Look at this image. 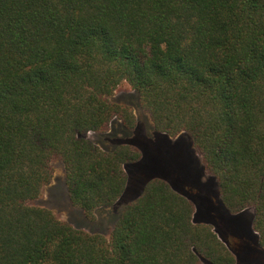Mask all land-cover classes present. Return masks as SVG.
<instances>
[{"label": "trees", "instance_id": "1", "mask_svg": "<svg viewBox=\"0 0 264 264\" xmlns=\"http://www.w3.org/2000/svg\"><path fill=\"white\" fill-rule=\"evenodd\" d=\"M124 82L162 137H192L225 211L254 209L264 255V0H0V264L239 263L164 177L111 211L143 157L133 106L110 99ZM56 159L109 237L32 204Z\"/></svg>", "mask_w": 264, "mask_h": 264}, {"label": "rangeland", "instance_id": "2", "mask_svg": "<svg viewBox=\"0 0 264 264\" xmlns=\"http://www.w3.org/2000/svg\"><path fill=\"white\" fill-rule=\"evenodd\" d=\"M138 97V92L127 82L119 85L110 97L114 102L133 106L139 123L132 131L131 140L135 142L133 144L140 145L143 152V157L135 165L126 166L129 185L126 194L111 211L115 214L125 202L137 196L148 179L164 177L174 188L193 199L195 220L210 221L219 235L239 254L238 264H264V255L260 254L258 246V233L253 225L254 209L250 207L237 214L225 211L216 178L204 169L202 157L196 151L192 137L185 132L176 137H162L154 129L148 112L140 106ZM149 125L151 132L148 135ZM107 134L118 138L127 135L118 118L114 119ZM87 136L97 143H100L102 137L95 132H89ZM157 138L161 140H155ZM53 168L52 182L44 187L41 196L33 200L32 204L50 208L61 220L86 231H100L109 237L114 225L110 210L99 214L94 221L87 219L84 211L70 200L64 163L56 159Z\"/></svg>", "mask_w": 264, "mask_h": 264}]
</instances>
